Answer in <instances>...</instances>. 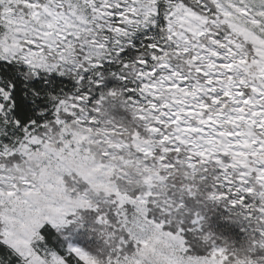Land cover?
Masks as SVG:
<instances>
[{"label":"snow or ice","instance_id":"1","mask_svg":"<svg viewBox=\"0 0 264 264\" xmlns=\"http://www.w3.org/2000/svg\"><path fill=\"white\" fill-rule=\"evenodd\" d=\"M0 264H264V0H0Z\"/></svg>","mask_w":264,"mask_h":264}]
</instances>
